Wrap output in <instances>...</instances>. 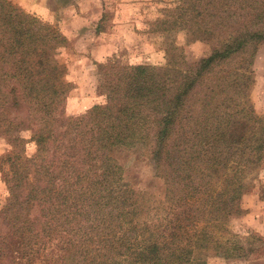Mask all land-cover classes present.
Returning <instances> with one entry per match:
<instances>
[{"label":"trees","instance_id":"obj_1","mask_svg":"<svg viewBox=\"0 0 264 264\" xmlns=\"http://www.w3.org/2000/svg\"><path fill=\"white\" fill-rule=\"evenodd\" d=\"M158 28L212 47L191 61L172 45L164 65L109 59L100 99L70 115L72 84L58 60L67 37L0 0V137L12 146L0 162L9 190L0 264H208L264 254L263 235L247 228L238 239L229 227L264 166V115L251 100L264 0H178ZM135 150L152 161L161 195L130 178Z\"/></svg>","mask_w":264,"mask_h":264},{"label":"rangeland","instance_id":"obj_2","mask_svg":"<svg viewBox=\"0 0 264 264\" xmlns=\"http://www.w3.org/2000/svg\"><path fill=\"white\" fill-rule=\"evenodd\" d=\"M14 4L36 15L44 22L59 29L67 37V47L61 49L58 60L66 67V77L72 84L66 112L70 115L84 113L100 99L99 84L109 59L121 64L146 63L164 65L168 48L185 47L189 60H198L208 53L212 44L207 40L187 41L183 30L163 32L158 23L166 16L168 7L178 0H11ZM255 83L251 88V100L264 115V45L259 48L254 63ZM25 138L24 151L32 156L37 151L33 131L21 132ZM8 139L0 137V162L11 150ZM129 175L138 185L158 195L163 185L157 180L152 161L139 150L131 153ZM6 168L0 164V210L6 205L9 190L5 181ZM250 191L244 198L246 213L229 221L231 236L242 238L247 228H252L259 210L264 207V166L249 178ZM254 212V213H253ZM264 224V222H262ZM264 226V225H263ZM208 264H264V254L250 259H224L210 257Z\"/></svg>","mask_w":264,"mask_h":264},{"label":"crops","instance_id":"obj_3","mask_svg":"<svg viewBox=\"0 0 264 264\" xmlns=\"http://www.w3.org/2000/svg\"><path fill=\"white\" fill-rule=\"evenodd\" d=\"M262 204H264V201H262ZM259 211H260L258 214L259 217L257 219H254L253 226L255 228H257V230H259V232L264 234V226H263L264 224H262V222H264V207H261V209ZM251 214H252L251 211H249L248 213H246V216H248V215L251 216Z\"/></svg>","mask_w":264,"mask_h":264}]
</instances>
